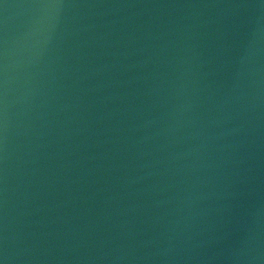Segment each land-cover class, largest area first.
I'll return each mask as SVG.
<instances>
[{
	"label": "water",
	"instance_id": "95a60500",
	"mask_svg": "<svg viewBox=\"0 0 264 264\" xmlns=\"http://www.w3.org/2000/svg\"><path fill=\"white\" fill-rule=\"evenodd\" d=\"M0 264H264V0H0Z\"/></svg>",
	"mask_w": 264,
	"mask_h": 264
}]
</instances>
